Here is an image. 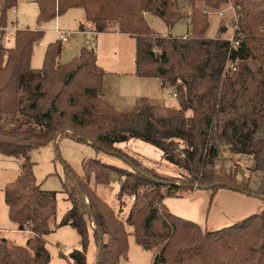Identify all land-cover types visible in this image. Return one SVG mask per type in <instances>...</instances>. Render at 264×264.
I'll list each match as a JSON object with an SVG mask.
<instances>
[{
    "label": "trees",
    "instance_id": "obj_1",
    "mask_svg": "<svg viewBox=\"0 0 264 264\" xmlns=\"http://www.w3.org/2000/svg\"><path fill=\"white\" fill-rule=\"evenodd\" d=\"M36 1L39 23L83 8L97 32L114 23L133 36L136 76L160 79L164 89L174 91L179 107L144 98L137 112L120 111L103 97L106 71L93 49L82 47L77 57L61 64L62 42L50 43L42 68L34 69V46L45 32L17 29L13 47L4 45L5 31L0 32V153L22 159L20 175L5 188V201L10 219L31 231L25 246L0 239V264H49L45 236L62 226L73 227L80 237V249L69 255L72 264H89L93 242L95 264L101 238L99 264H119L128 256L130 234L137 244L156 249L152 264H264V210L209 231L165 204L167 197L197 189L209 190L211 200L222 188L252 194L235 176L215 170L222 145L252 156L253 169L264 173V0H235L236 35H244L238 49L226 38L206 36L210 22L204 10L223 0ZM199 1L204 8L196 7ZM181 2L193 6L187 35H159L145 15L160 16L172 28L185 18ZM18 3L0 0V24L9 26L8 12ZM229 60H238L235 72L227 68ZM17 117L34 126H6L17 123ZM66 130L74 140L90 141L98 152L124 158L131 168L90 158L78 174L63 161V191L72 207L57 222V192L37 181L31 152L55 143ZM132 138L161 149L180 174H161L116 146ZM113 174L120 178L119 198L136 197L126 220L90 186L92 177L109 185ZM253 193L264 198V184Z\"/></svg>",
    "mask_w": 264,
    "mask_h": 264
},
{
    "label": "rangeland",
    "instance_id": "obj_2",
    "mask_svg": "<svg viewBox=\"0 0 264 264\" xmlns=\"http://www.w3.org/2000/svg\"><path fill=\"white\" fill-rule=\"evenodd\" d=\"M31 1L32 0L27 1L29 3L28 6H22L23 4L20 5L18 3L17 7L19 11L17 15L15 14V17H18L19 29H26L29 27L34 30L45 31V36L41 41H39L40 43L35 44L32 56V67L41 69L44 63V56L49 44L56 41H60L62 42V44H64V42L66 41L60 40L61 38H59L58 40L59 34L56 31L57 26L55 27L56 19L44 23L38 22L39 12H36L37 6L31 4ZM233 5L235 6V0H223L219 7L215 8L208 6L206 8L208 11L204 10L210 22L209 28L206 32L207 37H230L233 31L232 22L236 13V11L231 8ZM179 7L182 13H184L185 18L179 20L172 28H170L160 16H157L155 14L150 13L149 15H145V18L148 21L149 25L159 35L167 36L171 34L176 37H182L185 36L188 32V18L190 19V21L192 20L193 6L191 3L181 2V5ZM196 7L204 8L205 2L199 1ZM82 9L83 8H78L77 10L73 11H78L79 13V11H83ZM220 12L224 13L223 18L218 15ZM71 13L73 12H66L61 17V25L64 26V28H66L67 30L59 26V29L62 28V30H65L71 34V36L69 37L70 39L68 38L70 41L68 40L69 42L67 44H64L62 49L60 61L63 64L68 63L73 58L77 57L80 54L82 47L89 48L87 45L81 46V44L79 43L80 40H83V36L78 35L81 33L74 30H79L80 23L78 22L76 14L70 16ZM222 27H226L227 30L225 32H222ZM2 31H5L3 38L4 45L6 47H13L15 44L14 33L16 30H3V28H1L0 32ZM115 31L118 32L119 28L116 24L111 23L105 32ZM109 34L110 36L104 37L103 40L104 51L107 50L109 52L108 56H112L111 54H114V52H116L117 58H119L121 55L133 57L136 49L132 43L121 41V38H119L118 34ZM115 44H117V46ZM249 63L253 68H256L258 65V62L256 61H250ZM106 66L107 68H112L110 67V65ZM127 70L131 69L126 67L125 71H123V73L125 74L122 75L121 72H119L116 68L115 72H117L119 76V78H116L115 75H117V73H115L114 71H110L109 73L105 69V82H103V90H105V94H110L115 98V95H117L118 93L115 91L116 88H120L124 99H127L132 94L136 95L138 93H150L156 97V101H154V103L156 104L168 107H179L178 99L176 98L172 89H162L160 85L157 84L159 83V80L151 78H141L136 76L134 72V75L127 74L129 73V71ZM140 99H138L139 102L144 99V97L141 100ZM147 99L151 103H153L151 99ZM138 101H136V104ZM187 113L191 114V111H188ZM17 120V123H6V126L16 127L19 123H22L21 126H23V128L27 126H34L33 122L28 119L17 117ZM68 134H72V131L66 130L63 133V136L59 135L57 137L55 143L52 142L47 146L35 148L31 152V160L34 162V173L37 181L42 185L43 189L57 192V222H60L64 214L72 207L71 201L63 191V181L66 177L63 161L66 164L70 165L78 174H83L84 162L90 158H97L105 163L117 165L123 168H131L129 163L124 158L108 152H98L90 144V141H77L67 136ZM130 156L138 158L131 154ZM138 160L141 159L138 158ZM21 166L22 159L0 153V228L8 229L7 233H3L4 237H0V239H6L10 242L16 241L17 245L25 246L30 236L27 232H20L17 230L13 232V229H16L17 225L10 219L9 207L5 201V188L8 184L14 182L18 178L21 173ZM253 167L254 160L252 156L248 154L232 152L225 145H222L220 147V158L215 162V170L217 171V173L221 176L233 175L235 176L236 182L241 187L249 189L253 192H257L264 184V173L259 170H254ZM90 186L114 208V210L122 220H126L130 211V207L132 206L135 199H133V195H124L123 198H119L121 190L120 178L117 174L112 175V180L109 185L97 184L95 178L92 177ZM253 192H251L252 195H254ZM215 197L211 200V192L209 190L197 189L193 191V193L188 191H181L174 196L167 197L165 199V203L172 213L180 217L193 220L200 224L204 229H206L209 228V222L207 224L208 216L210 215L212 219L216 217L218 202H216L217 200L215 199ZM218 201H221L220 205L222 206H229L232 204L230 202L225 203L224 196L219 198ZM235 204L237 206L243 204L242 207L245 208L246 211L249 210L250 213H244L243 215L234 217L232 210L231 215L234 217V219L222 223L221 225L214 224L213 230L229 226L247 218L252 214H256L264 210L263 196L251 198H249L248 196L246 202L241 203L240 201H235ZM54 224L55 220L52 221V226ZM127 229L129 232L132 231V227H127ZM45 241L46 247L48 248L51 255V261L49 264H72V260L69 257L70 253L75 249H80L79 234L76 229L71 226L54 228L52 232L45 236ZM92 244L93 256L91 258L90 248L88 252L89 264H94L97 255L96 243L93 242ZM65 247H67V249H65ZM144 247L145 246L137 244L135 242L134 236L130 234L128 256L127 258H121L119 264H152L156 254V249L151 248L146 250V248Z\"/></svg>",
    "mask_w": 264,
    "mask_h": 264
},
{
    "label": "crops",
    "instance_id": "obj_3",
    "mask_svg": "<svg viewBox=\"0 0 264 264\" xmlns=\"http://www.w3.org/2000/svg\"><path fill=\"white\" fill-rule=\"evenodd\" d=\"M27 1L28 0H19V4L20 5L23 4L22 6H28L29 3ZM31 4L36 5L37 6L36 12L37 11L39 12V5H38L37 1L32 0ZM77 9L78 8H71L67 12H73V13H71L70 16H72L73 14H76L78 22L80 23L79 24V30H74V31L80 32L81 34H78V35L83 36L82 37L83 40H80V42H79L81 44V46L87 45L89 48L93 49L97 55L98 63L101 66H103L104 68L106 67L105 69L109 73H110V71L115 72V69L117 68L118 71L121 72L122 75H124L125 73H123V71H125V68L128 67L131 70H127V71H129V73H127V74L134 75L135 74V67H136V63H135L136 51H135L133 57L121 55L119 58H117L116 52H114V54H111L112 56H108L109 52L107 50L104 51V41L103 40H104V37L110 36L109 33L118 34L119 38H121V41H127V42L132 43L136 49V39L129 34L121 33L119 31L118 32H116V31L115 32H97L95 30L94 25L86 19V14H85L84 9H82L83 11H79V13H78V11H73V10H77ZM18 11H19V9H18V7H16V8L9 11L10 14L8 13V22H9V27L11 28L10 30L19 29L18 17L17 16L15 17V14L17 15ZM0 12H1V6H0ZM149 14L150 13H147L146 15H149ZM61 17H62V15H59V16H57V18H55L56 19L55 27L61 26L64 28V26L61 25L62 24ZM188 21H189L188 23H190L189 18H188ZM29 29H31V28H29ZM64 29L67 30L66 28H64ZM77 32H75V33H77ZM59 38H60V34L58 36V40H59ZM68 40L66 42H64V44H67L70 41V40L69 41ZM38 43H40V42H38ZM64 44H63V46H64ZM115 45L117 46V44H115ZM113 55H115V56H113ZM59 62L61 64H63L60 61V58H59ZM106 65H110V67H112V68H107ZM33 68L39 69V68H35V67H33ZM133 72H134V74H133ZM115 73H117V72H115ZM115 76H116V78H119L118 73ZM151 79L159 80V83H157V84H159L160 87L162 89H164L162 87V83H161L160 79H158V78H151ZM145 85H147V84H145ZM155 86H156V83H155ZM115 91L118 92L117 95H115V98L113 96H111L110 94H105V90H103V93H102L103 97L108 102H110L113 106H115L118 110L123 111V112H137L139 110L138 99H140V98L142 99L143 97L144 98L147 97V98L151 99V101L153 103H154V101H156V97L150 93H147V94L146 93H138L136 95L132 94L127 99H124V96H123L120 88H118V89L116 88ZM136 101H138L137 102L138 105L136 104ZM154 104L161 106L160 104H156V103H154ZM116 146L118 148H121L124 151L128 152L129 154L140 158L144 162V164H146L148 167L154 168L157 172H159L161 174L171 175V176H177L180 174V170L177 168L176 165L168 162L167 160H165L163 158V151L161 149H159L158 147L150 144V143H146V142H144L140 139H137V138H132L126 142L117 143ZM191 193H193V191ZM216 194L217 195H215V196H217V197H215V199L217 200L216 202H218L217 203V209L215 208L217 211L216 217L212 219L209 215L207 218V224L209 222V228H206V230H209V231L213 230L214 224L221 225L222 223H225L227 221H231V219H234V217H238L239 215H243L244 213H250L249 210L246 211V209L242 207L243 204L237 206L235 204V201L236 202L240 201L241 203H244V202H246L248 196H249V198L258 197L256 195L236 191L233 189L231 190L229 188H222ZM223 196L225 198V203L230 202L232 204L229 206L220 205L222 200L219 202L218 199L223 197ZM166 206H167V204H166ZM167 208H168V206H167ZM231 211L233 212L234 217L231 215ZM210 219H211V221H210ZM212 220H213V222H212ZM16 225H17L16 229H13V232H15L16 230L20 231V232H27L29 234V236L31 237V231L30 230H26V229L21 230V229H19V226L17 223H16ZM7 232H8V229L0 228V235H1L0 237H4L3 233H7ZM30 237H29V239H30ZM11 242H13V241H11ZM13 243L16 244L17 242L14 241ZM92 248L93 247H91V258L93 256V249Z\"/></svg>",
    "mask_w": 264,
    "mask_h": 264
},
{
    "label": "built area",
    "instance_id": "obj_4",
    "mask_svg": "<svg viewBox=\"0 0 264 264\" xmlns=\"http://www.w3.org/2000/svg\"><path fill=\"white\" fill-rule=\"evenodd\" d=\"M234 11H236V6H232L231 7ZM206 11H208L207 9H205ZM0 15H1V12H0ZM221 18L224 17V13L223 12H220L218 14ZM238 20V15H237V12L235 13V16L233 18V31H232V34L230 35V37L226 38L228 41H230L232 47L234 49H238V47L240 46V43L242 41V39H244V35H239L237 36L236 35V21ZM3 28V30H10L11 28L9 26L5 27L3 26L2 24H0V29ZM15 30V29H14ZM56 31L60 34V38L62 41H67L68 38L71 36V34L65 30H62V29H59V27H57ZM237 65H238V60H229V63H228V66L227 68L229 70H231L232 72H235L237 70ZM133 199H135V196H133ZM65 249H67V247H65Z\"/></svg>",
    "mask_w": 264,
    "mask_h": 264
},
{
    "label": "water",
    "instance_id": "obj_5",
    "mask_svg": "<svg viewBox=\"0 0 264 264\" xmlns=\"http://www.w3.org/2000/svg\"><path fill=\"white\" fill-rule=\"evenodd\" d=\"M226 30H227L226 27H222L221 28V31L222 32H225ZM142 107H143V103L140 101L139 102V108H142ZM55 142H56V140H55ZM195 186L199 188L198 185H195ZM102 245H103V240L101 238L100 243H99V248H98V256H97V260H96V263L95 264H99V262H100V257H101V253H102ZM145 248L146 249H150L151 246H145Z\"/></svg>",
    "mask_w": 264,
    "mask_h": 264
}]
</instances>
